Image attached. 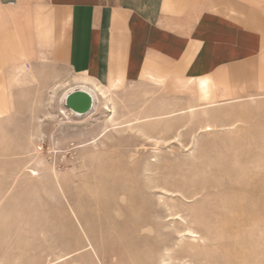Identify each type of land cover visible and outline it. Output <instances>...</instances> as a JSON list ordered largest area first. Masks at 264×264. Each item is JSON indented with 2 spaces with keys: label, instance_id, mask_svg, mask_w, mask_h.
Masks as SVG:
<instances>
[{
  "label": "rangeland",
  "instance_id": "374dc122",
  "mask_svg": "<svg viewBox=\"0 0 264 264\" xmlns=\"http://www.w3.org/2000/svg\"><path fill=\"white\" fill-rule=\"evenodd\" d=\"M75 78L29 90L28 126L0 135V264H264V99L203 110L152 83L75 115Z\"/></svg>",
  "mask_w": 264,
  "mask_h": 264
},
{
  "label": "crops",
  "instance_id": "0c3cea01",
  "mask_svg": "<svg viewBox=\"0 0 264 264\" xmlns=\"http://www.w3.org/2000/svg\"><path fill=\"white\" fill-rule=\"evenodd\" d=\"M73 76L94 101L152 83L202 108L264 99V0H0L1 137L28 126L29 90Z\"/></svg>",
  "mask_w": 264,
  "mask_h": 264
},
{
  "label": "bare ground",
  "instance_id": "6f19581e",
  "mask_svg": "<svg viewBox=\"0 0 264 264\" xmlns=\"http://www.w3.org/2000/svg\"><path fill=\"white\" fill-rule=\"evenodd\" d=\"M80 81V80H79ZM87 82H89V81H87ZM91 83V82H90ZM92 84V83H91ZM114 86V85H113ZM113 86H110V87H99V86H96V87H93L92 88V90L93 91H91V92H93V95H94V98H95V101H99V100H101V101H105V104H108V103H106V102H110L111 101V98H110V96L112 95V94H114L115 93V91L116 90H114V88H112ZM86 91V90H85ZM84 91V92H85ZM87 93V92H86ZM89 94V93H88ZM116 94V93H115ZM90 95V94H89ZM91 96V95H90ZM115 96V95H114ZM117 96V95H116ZM112 97V96H111ZM127 97V96H126ZM91 98L93 99V97L91 96ZM115 98V97H114ZM253 99V98H252ZM94 100V99H93ZM114 100V99H113ZM115 100H118L117 98L115 99ZM114 100V101H115ZM117 104V103H116ZM145 104V103H144ZM138 107V106H137ZM160 107V106H159ZM140 108V107H139ZM157 108V107H156ZM116 109V108H115ZM114 104L112 103V107H106V108H104V110H106V111H112L111 113H116L114 110ZM137 109V108H136ZM142 109H144V108H142ZM200 109H205V110H208L209 108H200ZM152 110V109H151ZM143 111V110H142ZM71 112V111H70ZM137 112V111H136ZM147 112H149V111H147ZM197 112V109L195 108V107H193V106H190V107H188V108H186V111H184V110H181V109H177V110H167L166 112H163V113H157L156 114V112H155V114H153L152 115V113H151V115H146V116H144L143 118H141V120H140V118L138 119L139 121H141V123H143V122H147V121H152V120H159L160 121V119H172V118H175V117H180V116H182V115H185V114H187L188 113V115H190V116H193L194 115V113H196ZM203 112V111H202ZM204 112H206V111H204ZM71 113H73V112H71ZM73 114H75V113H73ZM144 114V113H143ZM207 114V113H206ZM75 115H78V114H75ZM116 115V114H115ZM113 117V116H112ZM183 117V116H182ZM194 117V116H193ZM192 117V118H193ZM137 120V119H136ZM158 121V122H159ZM150 123H152V122H150ZM213 128V126L211 125V124H206L204 127H203V130L204 131H211V129ZM142 136H143V134H142ZM144 136H146V135H144ZM149 138V137H148ZM147 138V139H148ZM151 138V137H150ZM30 174L31 175H34V176H36L37 174L35 173V172H33V171H31L30 172ZM222 212V211H221ZM193 223V222H192ZM187 233L190 235V237L191 238H194V239H196V238H199L196 234H195V232L194 231H191V230H187ZM198 241V240H197ZM194 245V244H193ZM192 250V249H191ZM188 251V250H187ZM190 251V250H189ZM179 254V253H178ZM184 254V253H183ZM196 254V253H195ZM256 255H257V253H255L253 250L252 251H250V252H246V251H242L241 252V254H240V259H241V261L243 262V264H255V261H256V259H255V261H254V258L256 257ZM169 261H170V259H168ZM165 259H163L161 262L162 263H165ZM176 261H178V260H176ZM202 261V260H201Z\"/></svg>",
  "mask_w": 264,
  "mask_h": 264
},
{
  "label": "water",
  "instance_id": "95a60500",
  "mask_svg": "<svg viewBox=\"0 0 264 264\" xmlns=\"http://www.w3.org/2000/svg\"><path fill=\"white\" fill-rule=\"evenodd\" d=\"M92 103L91 96L82 90L71 92L64 100L65 108L78 115L88 113L92 108Z\"/></svg>",
  "mask_w": 264,
  "mask_h": 264
}]
</instances>
